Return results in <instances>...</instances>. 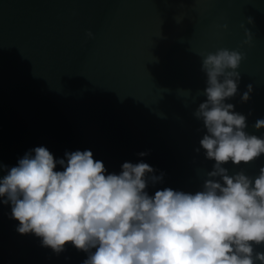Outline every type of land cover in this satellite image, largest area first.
I'll use <instances>...</instances> for the list:
<instances>
[{
  "label": "water",
  "instance_id": "water-1",
  "mask_svg": "<svg viewBox=\"0 0 264 264\" xmlns=\"http://www.w3.org/2000/svg\"><path fill=\"white\" fill-rule=\"evenodd\" d=\"M220 48L244 54L238 93L226 102L246 116L249 134L264 136L254 128L264 119V0H0V176L44 146L57 160L90 150L107 173L142 160L149 176L163 173L149 195L201 190L214 161L196 151L205 130L194 112L206 99L202 54ZM261 166L264 155L225 165L253 177ZM18 223L0 203V264L87 258L71 244L59 254L43 247Z\"/></svg>",
  "mask_w": 264,
  "mask_h": 264
},
{
  "label": "clouds",
  "instance_id": "clouds-1",
  "mask_svg": "<svg viewBox=\"0 0 264 264\" xmlns=\"http://www.w3.org/2000/svg\"><path fill=\"white\" fill-rule=\"evenodd\" d=\"M245 34L250 44L252 34ZM243 59L227 48L202 54L206 87L198 95L206 99L194 116L205 134L196 151L202 148L214 164L201 190L166 187L149 195V181L155 185L163 173L149 176L155 170L142 160L107 173L90 150L57 160L39 146L0 176V203L11 205L16 231L34 234L57 254L71 244L88 254L83 264H264V251H257L264 248V166L254 177L225 167L264 155V136L249 134L246 116L226 102L238 93ZM252 91L247 85L241 102ZM254 128L264 129V119Z\"/></svg>",
  "mask_w": 264,
  "mask_h": 264
}]
</instances>
